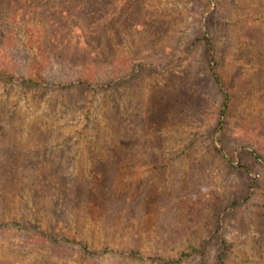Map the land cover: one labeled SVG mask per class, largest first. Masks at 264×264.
<instances>
[{
	"label": "rangeland",
	"instance_id": "374dc122",
	"mask_svg": "<svg viewBox=\"0 0 264 264\" xmlns=\"http://www.w3.org/2000/svg\"><path fill=\"white\" fill-rule=\"evenodd\" d=\"M200 244L264 264V0H0V264Z\"/></svg>",
	"mask_w": 264,
	"mask_h": 264
},
{
	"label": "trees",
	"instance_id": "16d2710c",
	"mask_svg": "<svg viewBox=\"0 0 264 264\" xmlns=\"http://www.w3.org/2000/svg\"><path fill=\"white\" fill-rule=\"evenodd\" d=\"M203 39L208 44L209 62L211 64V71L213 73V76H214L215 80L220 85L221 84L220 76L218 75V73H217V71L215 69L214 47H213V44H212V40L210 39V37L207 34H205L203 36ZM2 77L4 78V75H2ZM5 80H8L6 82L10 81V79H8L7 77L5 78ZM32 80L33 79H30V82H32ZM81 84L84 85V86H87V81L83 80V81H81ZM228 102H229V96L225 93V101H224L225 109H228V107H229ZM222 114H224V111H222ZM219 150L222 151V152H225V148L224 147H222V149L220 147ZM257 156L259 157V155H257ZM227 159H229V161L232 163V160H233L232 158L227 157ZM238 166L241 167V168H244L247 172L250 171L248 165H245L244 163H238ZM233 205H235V202L233 203ZM218 218L219 219L216 221V226H215V229H214L215 236H218L220 234V227L222 226V217L220 216ZM207 242H208V239H206V238L201 241V244L203 245L204 249L207 247V246H205ZM201 244L199 246L191 248L190 250L181 251V253L179 254L178 257H169V258L158 257V260L162 264H181L186 259H188L189 256L193 255L197 251H201V248H199V247H201ZM223 244H224V247L228 246L227 245V241H225V240L223 241ZM202 252H204V251H202ZM225 253H226L225 250L220 251L219 255L217 256V259L219 260L218 264H224L223 261H224ZM132 254H136V252H132Z\"/></svg>",
	"mask_w": 264,
	"mask_h": 264
}]
</instances>
